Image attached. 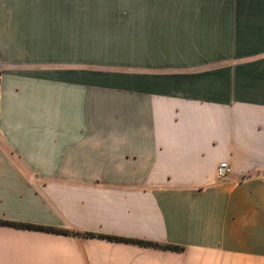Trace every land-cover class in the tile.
Wrapping results in <instances>:
<instances>
[{
	"label": "crops",
	"instance_id": "crops-1",
	"mask_svg": "<svg viewBox=\"0 0 264 264\" xmlns=\"http://www.w3.org/2000/svg\"><path fill=\"white\" fill-rule=\"evenodd\" d=\"M113 1L0 0V264H264V0Z\"/></svg>",
	"mask_w": 264,
	"mask_h": 264
},
{
	"label": "rangeland",
	"instance_id": "rangeland-1",
	"mask_svg": "<svg viewBox=\"0 0 264 264\" xmlns=\"http://www.w3.org/2000/svg\"><path fill=\"white\" fill-rule=\"evenodd\" d=\"M84 1H85L84 7L86 13L110 14L113 13V10L116 12H124L126 9V6L116 4V3H121L119 1H113V0H84ZM69 2L70 4L73 3L72 0H69ZM0 79H1V71H0Z\"/></svg>",
	"mask_w": 264,
	"mask_h": 264
},
{
	"label": "trees",
	"instance_id": "trees-1",
	"mask_svg": "<svg viewBox=\"0 0 264 264\" xmlns=\"http://www.w3.org/2000/svg\"><path fill=\"white\" fill-rule=\"evenodd\" d=\"M0 222H2V221H0ZM12 224H15L17 226L29 227V228L47 229V230H54V231H60V232H71L69 230L56 229V228H52V227H44V226H39V225H34V224H27V223H12ZM86 234L87 235H95L94 233H90V232H88ZM101 236L107 237L109 239L137 242V243L144 244V245L163 246L166 248H176V249L180 248V246H178V245H169V244L163 245L160 243H155V242L147 241V240L129 239V238L113 236V235H101Z\"/></svg>",
	"mask_w": 264,
	"mask_h": 264
},
{
	"label": "built area",
	"instance_id": "built-area-1",
	"mask_svg": "<svg viewBox=\"0 0 264 264\" xmlns=\"http://www.w3.org/2000/svg\"><path fill=\"white\" fill-rule=\"evenodd\" d=\"M231 172V167L228 162L222 161L217 167V177L220 180L226 179Z\"/></svg>",
	"mask_w": 264,
	"mask_h": 264
}]
</instances>
